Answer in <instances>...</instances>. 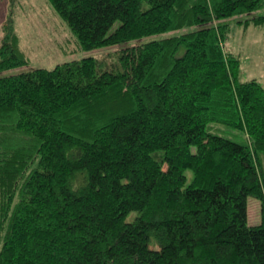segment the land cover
Here are the masks:
<instances>
[{
    "label": "trees",
    "instance_id": "16d2710c",
    "mask_svg": "<svg viewBox=\"0 0 264 264\" xmlns=\"http://www.w3.org/2000/svg\"><path fill=\"white\" fill-rule=\"evenodd\" d=\"M47 2L81 50L180 32L0 77V264H264V88L224 49L264 0ZM12 3L0 71L28 62Z\"/></svg>",
    "mask_w": 264,
    "mask_h": 264
},
{
    "label": "rangeland",
    "instance_id": "374dc122",
    "mask_svg": "<svg viewBox=\"0 0 264 264\" xmlns=\"http://www.w3.org/2000/svg\"><path fill=\"white\" fill-rule=\"evenodd\" d=\"M8 0H0V25L7 16ZM12 19L14 30L18 36L19 46L28 62L21 67L0 71V77L18 74L35 68L51 69L57 64L80 60L86 57L96 58L104 63V67H114L118 64L119 52L143 41L156 40L172 33L157 34L115 46H107L92 50H81L76 37L65 21L53 10L47 0H13ZM251 15H264V6ZM250 15V16H251ZM245 18L236 17L235 20ZM1 38V31H0ZM224 49L235 54L240 61L239 78L241 80L255 79L264 88V32L254 26L229 23ZM215 133L230 137L237 142H244L242 131H232L220 127ZM187 182L192 179V172L185 171ZM260 222V203L248 199V224ZM156 244V243H154ZM156 246V245H155ZM157 247V246H156Z\"/></svg>",
    "mask_w": 264,
    "mask_h": 264
}]
</instances>
